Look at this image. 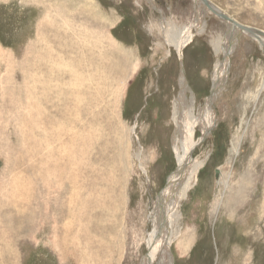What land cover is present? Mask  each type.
<instances>
[{
	"label": "rangeland",
	"instance_id": "obj_1",
	"mask_svg": "<svg viewBox=\"0 0 264 264\" xmlns=\"http://www.w3.org/2000/svg\"><path fill=\"white\" fill-rule=\"evenodd\" d=\"M209 1L264 32V0ZM230 33L197 0H0V264H142L155 203L178 169L180 82L198 118L219 63L208 134L196 130L193 165L164 198L172 209L203 164L176 209L174 229L191 243L176 238L152 264H264V47L244 34L228 47ZM103 44L111 70L97 102L104 85L84 68L103 61L93 54ZM94 224L113 233L85 238Z\"/></svg>",
	"mask_w": 264,
	"mask_h": 264
},
{
	"label": "bare ground",
	"instance_id": "obj_2",
	"mask_svg": "<svg viewBox=\"0 0 264 264\" xmlns=\"http://www.w3.org/2000/svg\"><path fill=\"white\" fill-rule=\"evenodd\" d=\"M199 2H201V0H197ZM228 24V23H227ZM230 25V35L228 37V39L226 40L225 45L226 46H230V44L232 43V41H234L237 37L238 34H244L247 35L246 33H244L242 30H240L236 25L233 24H228ZM182 31V30H181ZM188 28L184 31H182V35L179 33L177 35V39L174 42V47L177 51H179V53H182V50L184 49V47L188 44V42L191 39V34ZM84 33V32H83ZM82 33V34H83ZM168 35V34H167ZM193 36V35H192ZM249 36V35H247ZM79 37V36H78ZM169 37V36H168ZM251 37V36H249ZM170 38V37H169ZM252 38V37H251ZM253 39L257 40L262 47H264V38L263 37H256ZM220 45V44H219ZM88 45L80 44L78 46V50L80 52V54H82L83 57V53H88L89 52V48H87ZM93 51H94V56L99 54L102 58L103 61L101 62H93L89 64V67H85L84 70L86 71H90L91 75H89V78H92V81H94V78H96L97 82H99L100 85H104L103 88H99L96 85V98H97V102H104V100L107 99V94H108V89L105 85H107L108 83V76L110 75L109 71L111 70L109 68V61L108 59L106 60V55L109 49V44L105 45L103 44L100 47H95V45L93 46ZM92 49V47H91ZM111 49V48H110ZM64 54H68L66 53V50L64 52ZM89 55V54H87ZM54 57V56H53ZM56 58V57H55ZM95 58V57H94ZM98 58V57H96ZM47 61V60H46ZM119 61V60H117ZM123 60H121L118 64L119 66L123 67ZM64 62V61H63ZM117 64V65H118ZM114 66V64H112ZM224 63H219L216 66L215 69V74H214V83H213V90H212V96L210 97L209 101H207L205 108L202 110L200 116L198 118L195 117L194 113L192 112L193 109L190 111V104H189V100L188 97L186 95L187 93V86H186V82H184V80H182V82H180L181 84V92L179 94V96L175 99L174 101V105H173V119L175 121L176 124V135H175V147H176V153H177V159H178V169L177 172L174 173V175L171 177V179L169 180V185L168 188L166 189V191L163 193L162 196H160V198L158 199V202L155 203V209L153 210L152 214H151V222L153 224L154 227V231L152 232V234L150 235V238L148 240V247H149V255H147V257L145 258V260L143 261L142 264H152L161 254V251L164 249H168L174 242V240L176 238H181L178 246L181 249L187 250L188 246H190L191 243V238L192 236H188L187 233H180L177 230L174 229V225H175V221L177 219V213H176V209L177 206L180 203V200L184 197H186V195L188 194V192L190 191V189L192 188V181L196 178V174L199 170V168L203 165L202 163H196L195 166L192 168V170L190 171V173L188 174V178H187V185L178 193L177 198L174 201V205L172 207V209H167V207L164 206V200L166 199V193L168 190H170V188L173 186V184L175 183V179L184 174L186 172V170H189L190 167L193 165V163L191 162L192 160V156L191 153L193 152L194 148H195V137L194 134L196 132V130L198 128H200L205 135H207V129L210 125V121L211 118L209 117V111H210V105L212 104V102H214V97L215 95L218 93L219 89H220V81L223 80V76H224ZM112 66V67H113ZM49 67V66H48ZM58 67V66H57ZM122 67L120 68V75L122 74ZM53 68V66H52ZM60 68V67H59ZM119 68V67H118ZM124 68V67H123ZM54 69V68H53ZM69 69V74H75V69L72 68H67ZM94 69V70H93ZM114 69V68H113ZM51 70V69H49ZM48 70V71H49ZM107 70H109L107 72ZM117 70V69H116ZM125 70V69H124ZM55 71V70H54ZM53 71V72H54ZM60 71V70H59ZM58 71V74H59ZM63 71V70H62ZM62 71L60 73H62ZM100 71H103V73H98ZM113 71V70H112ZM50 72V71H49ZM48 72V73H49ZM65 72V71H64ZM63 72V73H64ZM77 72V70H76ZM115 72V71H114ZM119 72V69H118ZM52 73V72H51ZM66 73V72H65ZM109 73V74H108ZM84 74V73H83ZM51 75V74H50ZM54 75V74H53ZM56 75V74H55ZM60 75V74H59ZM77 75V74H76ZM95 75V76H94ZM68 76V75H67ZM49 77V76H48ZM55 77V76H54ZM57 77V75H56ZM61 77V76H60ZM83 78V76H81ZM35 78V77H34ZM53 78V77H52ZM51 78V79H52ZM37 79V78H36ZM55 79V78H53ZM60 79V78H58ZM84 79V78H83ZM82 80V79H81ZM64 81V80H63ZM48 88V85H46ZM50 86V85H49ZM60 86V85H59ZM109 86V85H108ZM57 87V86H56ZM82 87V86H80ZM80 87H77L80 88ZM45 88V87H43ZM51 88V87H50ZM53 88V87H52ZM262 89H264V85H262L261 87ZM69 89V88H68ZM60 90V89H59ZM58 90V91H59ZM72 90V89H71ZM76 90V88H75ZM87 91V92H92V88L91 87H87V88H81L80 91L81 92H76V94H80L83 91ZM46 91V90H45ZM48 91V89H47ZM52 91V89H51ZM79 91V90H78ZM94 91V90H93ZM111 91V90H110ZM73 92V93H75ZM89 92V94H90ZM112 92V91H111ZM61 93V92H60ZM72 93V94H73ZM56 94V92L54 93ZM59 95V93H57ZM76 96V95H75ZM80 96V95H78ZM85 96V95H84ZM46 97V96H45ZM77 97V96H76ZM94 98V97H93ZM75 99V98H74ZM73 99V101H74ZM83 99V98H82ZM82 99H80L82 101ZM216 99V98H215ZM52 100V99H51ZM110 100V99H109ZM47 101V100H46ZM78 101V100H77ZM76 101V102H77ZM80 102V101H79ZM85 102V100H84ZM89 102V101H88ZM94 102V101H93ZM99 102V103H100ZM53 104V103H52ZM81 104V102H80ZM79 104V105H80ZM86 104V103H85ZM84 104V105H85ZM89 105V104H88ZM107 107V105H106ZM82 108V107H81ZM72 109V108H71ZM85 110V108H84ZM88 110V109H87ZM93 111V110H92ZM47 126V125H46ZM77 137V136H76ZM201 140L198 141V143H200ZM104 147V146H103ZM69 157V156H68ZM185 178V177H184ZM222 183V182H221ZM178 183H176L177 185ZM169 192V191H168ZM240 196V194H239ZM165 198V199H164ZM167 201V200H166ZM166 204V203H165ZM74 212H76V209H72ZM178 210V209H177ZM87 211H91L90 209ZM103 213V212H102ZM106 213V212H105ZM107 214V213H106ZM109 214V213H108ZM102 217L104 218V214H101ZM110 216V215H109ZM90 222V221H89ZM91 223V222H90ZM89 223V224H90ZM72 225V224H70ZM84 225V224H82ZM70 227V226H69ZM96 227V228H95ZM64 228V227H63ZM83 228V226H82ZM80 228V229H82ZM68 229V226H67ZM94 229L91 227V229H82L83 230V236L86 238L88 237L90 234H92V232H95L99 238L103 239V236H109L108 233H111L113 230L109 229V232L105 229L102 230V232L104 233L103 236L100 235V233L97 230V224H94ZM69 230V229H68ZM65 229L66 234H69L70 232ZM64 231V232H65ZM71 231V228H70ZM78 231V230H77ZM80 231V230H79ZM78 231V233H79ZM81 233V231H80ZM94 233V236H95ZM113 233V232H112ZM65 234V233H64ZM180 234H183L180 235ZM189 234V233H188ZM81 235V234H80ZM82 236V237H83ZM93 236V235H92ZM181 236V237H180ZM67 237V236H65ZM98 238V239H99ZM59 240V239H58ZM81 240V239H80ZM86 241V247L87 248H91L93 249L94 245L90 243V241L88 242L86 239L84 240ZM102 241V242H103ZM82 243V242H81ZM101 244V242H99ZM104 243V242H103ZM62 244V242H61ZM83 245V244H82ZM103 245V244H102ZM114 245V244H113ZM62 246V245H61ZM99 246V245H98ZM108 246H110V244H108ZM112 246V245H111ZM85 247V248H86ZM97 247V246H96ZM100 248V247H98ZM104 248V245H103ZM110 248V247H109ZM84 249V248H83ZM90 251V250H89ZM93 251V250H92ZM97 251V250H96ZM107 251L109 252V250L107 249ZM96 253V252H95ZM99 256L102 257V255L105 256L107 255L106 249H99L98 253ZM96 254V256H98ZM86 255V254H84ZM94 257V256H93Z\"/></svg>",
	"mask_w": 264,
	"mask_h": 264
},
{
	"label": "water",
	"instance_id": "obj_3",
	"mask_svg": "<svg viewBox=\"0 0 264 264\" xmlns=\"http://www.w3.org/2000/svg\"><path fill=\"white\" fill-rule=\"evenodd\" d=\"M201 3L209 10V12L213 13L219 20L226 22L228 24L236 25L240 30H242L244 33L251 36L252 38L253 37L254 38L256 37L264 38L263 31L256 29V28L247 27V26H244L238 23L236 20L228 16L226 13L222 12L217 6H215L209 0H201ZM217 177H218V171H217Z\"/></svg>",
	"mask_w": 264,
	"mask_h": 264
}]
</instances>
